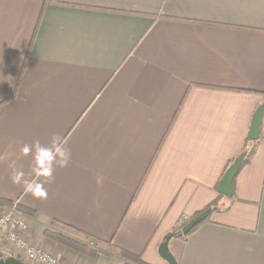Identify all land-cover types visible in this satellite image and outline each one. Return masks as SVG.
I'll use <instances>...</instances> for the list:
<instances>
[{
    "label": "crops",
    "instance_id": "1",
    "mask_svg": "<svg viewBox=\"0 0 264 264\" xmlns=\"http://www.w3.org/2000/svg\"><path fill=\"white\" fill-rule=\"evenodd\" d=\"M263 101L264 0H0V200L32 213L36 245L56 221L169 264L165 236L218 199L171 238L178 264H264V120L232 195L219 188Z\"/></svg>",
    "mask_w": 264,
    "mask_h": 264
},
{
    "label": "trees",
    "instance_id": "2",
    "mask_svg": "<svg viewBox=\"0 0 264 264\" xmlns=\"http://www.w3.org/2000/svg\"><path fill=\"white\" fill-rule=\"evenodd\" d=\"M249 142L251 144H246V149L244 151L245 156H244L243 162L240 166V169L242 168V166L245 163H247L249 161L251 156L254 154L256 142L248 139V143ZM240 169H239V171H240ZM8 204H10L9 201L0 200V205H8ZM218 205H219V200L216 199L212 203H210L207 207H205L203 210H201L200 212L195 214L193 217H191L188 220H185L182 223H180L171 232V233H174L173 238L185 239L196 228H198L200 225H202L203 223H205L209 220L211 212L221 209V207H219ZM20 210L22 212H25L29 216L32 215L31 212L26 211L22 208H20ZM206 210H210V213L206 217V219L203 222L196 225V227H194L189 233H187V234L183 233V227L190 220H192L193 218L200 215L201 213H203ZM52 226H54L52 229L50 228V229L45 231V236L50 235V237H57L61 240L69 242L70 243L69 245L71 248H73L76 251H79L81 253H84L85 255L95 257L98 254L102 253V254L115 255V256L122 257V258L128 260L129 264H148V263L144 262L143 260H141V258H139L133 254H130V253L126 252L125 250L117 247L112 242H99V243L95 244L96 247H92L90 244H88L89 241L87 240V236L80 233L79 231H77V230H75V229H73V228H71L65 224H62L60 222H56V221L53 222ZM0 258H2V257H0Z\"/></svg>",
    "mask_w": 264,
    "mask_h": 264
},
{
    "label": "water",
    "instance_id": "3",
    "mask_svg": "<svg viewBox=\"0 0 264 264\" xmlns=\"http://www.w3.org/2000/svg\"><path fill=\"white\" fill-rule=\"evenodd\" d=\"M263 120H264V101L258 106L252 118V123L250 126V130L248 132V138L251 141H257L259 139ZM244 156L245 154H242L241 156H239L232 163V165L226 170L220 182V185H219L221 192H224L230 196L232 195V183H233L235 176L238 174V171L243 162ZM209 213H210V210H206L200 215L190 220L183 227V233L185 234L189 233L194 227H196V225L203 222L206 219V217L209 215ZM173 236H174V233H170L165 236L164 241L160 244L159 254L169 264H178L176 258L172 255V253L169 250V242L171 238H173ZM0 264H25V263L21 259L15 256H9V257L0 258Z\"/></svg>",
    "mask_w": 264,
    "mask_h": 264
},
{
    "label": "built area",
    "instance_id": "4",
    "mask_svg": "<svg viewBox=\"0 0 264 264\" xmlns=\"http://www.w3.org/2000/svg\"><path fill=\"white\" fill-rule=\"evenodd\" d=\"M14 209L0 220V241L14 242L18 248L26 249L29 258L44 264H63L58 258L49 255L47 252L30 247L27 240L23 239L24 233L30 228V218L18 210L15 203ZM116 264H125L123 260Z\"/></svg>",
    "mask_w": 264,
    "mask_h": 264
},
{
    "label": "rangeland",
    "instance_id": "5",
    "mask_svg": "<svg viewBox=\"0 0 264 264\" xmlns=\"http://www.w3.org/2000/svg\"><path fill=\"white\" fill-rule=\"evenodd\" d=\"M15 203L18 206V210L21 211L20 206L17 202H10V204H8V205H0V220L4 216H6L9 213V211H11L15 208L14 207ZM22 213L26 214L25 212H22ZM28 231H29V229L25 231L24 237L22 236V238L27 240L30 247L33 246L37 249H41V250L47 252L49 255L58 258V260L60 262H62L63 264H67L66 262L62 261L61 257L59 256L58 250L60 248H63V247H67L71 250H75V249L70 247L69 242L61 240L57 237H50V235L49 236L46 235L45 241H47V242L49 241V242L48 243L43 242V243L36 245L35 238H33V236H29ZM49 243L53 246L51 247V245ZM88 244H90L92 247H96V245L93 244L92 242H88ZM76 252H79V251H76ZM82 254L85 255L84 253H82ZM9 256H15V257L21 259L25 264H44V263H40V262H37V261L29 258L28 251L26 249L18 248L14 242H9V241H6L4 239V241H0V257H9ZM122 260H123V262L125 261V264H129L128 263L129 261L127 262V260H124V259H122ZM119 261H121V260H119ZM68 264H70V263H68Z\"/></svg>",
    "mask_w": 264,
    "mask_h": 264
},
{
    "label": "clouds",
    "instance_id": "6",
    "mask_svg": "<svg viewBox=\"0 0 264 264\" xmlns=\"http://www.w3.org/2000/svg\"><path fill=\"white\" fill-rule=\"evenodd\" d=\"M26 149H27V151H26ZM29 151H30V149L28 146H25L21 149V152L23 154H27ZM40 151L41 150H38V155H39ZM42 151L45 153L44 157L48 158L47 153L50 152L51 150L50 149H43ZM66 163H67V155L65 153L64 159L62 161V166H63V164H66ZM23 176H24L23 172L16 171L12 175L11 179H12L13 183H20ZM48 176H51V170L48 172ZM24 186H25L26 191L32 192L33 195H35L37 197H45L47 194L46 191L42 188V186L33 184L30 181H25Z\"/></svg>",
    "mask_w": 264,
    "mask_h": 264
}]
</instances>
